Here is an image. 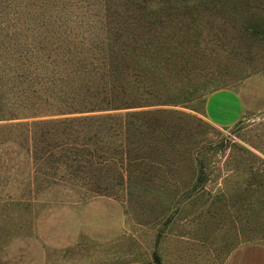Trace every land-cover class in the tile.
<instances>
[{
	"label": "trees",
	"instance_id": "obj_1",
	"mask_svg": "<svg viewBox=\"0 0 264 264\" xmlns=\"http://www.w3.org/2000/svg\"><path fill=\"white\" fill-rule=\"evenodd\" d=\"M235 10L221 0H0V203L2 191L66 176L95 194L152 189L155 174L172 172L159 158L182 129L165 106L211 93L188 84L201 68L185 41L204 18ZM258 19L243 16V29L264 38Z\"/></svg>",
	"mask_w": 264,
	"mask_h": 264
},
{
	"label": "rangeland",
	"instance_id": "obj_2",
	"mask_svg": "<svg viewBox=\"0 0 264 264\" xmlns=\"http://www.w3.org/2000/svg\"><path fill=\"white\" fill-rule=\"evenodd\" d=\"M221 1L235 12L204 18L203 32L185 41L201 68L188 84L239 92L242 117L211 123L210 93L165 106L180 112L182 129L159 158L172 172L155 174L145 192L95 194L68 176L47 189L2 191L0 264H155L154 252L161 264H223L236 244L264 240V38L241 22L264 19V0Z\"/></svg>",
	"mask_w": 264,
	"mask_h": 264
},
{
	"label": "crops",
	"instance_id": "obj_3",
	"mask_svg": "<svg viewBox=\"0 0 264 264\" xmlns=\"http://www.w3.org/2000/svg\"><path fill=\"white\" fill-rule=\"evenodd\" d=\"M246 108L239 92L218 89L205 101V115L215 125H230L238 121ZM223 264H264V240H249L236 244L224 258Z\"/></svg>",
	"mask_w": 264,
	"mask_h": 264
}]
</instances>
